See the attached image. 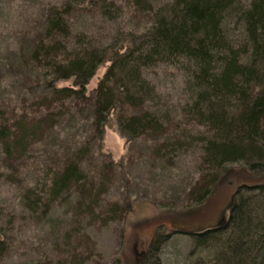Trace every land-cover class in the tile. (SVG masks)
Returning a JSON list of instances; mask_svg holds the SVG:
<instances>
[{
  "label": "rangeland",
  "instance_id": "rangeland-1",
  "mask_svg": "<svg viewBox=\"0 0 264 264\" xmlns=\"http://www.w3.org/2000/svg\"><path fill=\"white\" fill-rule=\"evenodd\" d=\"M64 1L0 0V68L6 63L15 69L30 60L36 36L46 30L49 11ZM116 1L126 8L120 25L141 34L150 20L134 8L133 0ZM172 1L152 0L154 13L165 11ZM251 1L239 0L238 6L247 9ZM117 25L105 22L100 15L76 14L70 21L73 37L64 45L79 51L82 47L77 39L85 36L91 44L107 47ZM108 66L101 67L88 86L89 101L45 107L39 113L27 108L31 117H48L30 153L10 157L0 140V264L212 261L213 252L198 250L189 234L227 223L238 190L233 181L237 176L246 177V162L221 169L205 164L204 148L213 133L187 114L192 103L188 84L193 66L184 58L143 71L155 97L141 112L160 118L164 132L131 140L120 131L112 112L101 140L94 97ZM20 71L23 74L24 70ZM10 78L7 72L3 78L0 75V106L12 118V125L26 111L18 102L26 97V89L15 87ZM125 114L140 115L134 111ZM83 149L87 154L80 169L92 195L73 193L46 209L49 197L41 185L47 168L55 172L63 169ZM215 179L220 181L214 187ZM202 191L211 195L199 205ZM29 192L45 201L34 206Z\"/></svg>",
  "mask_w": 264,
  "mask_h": 264
},
{
  "label": "trees",
  "instance_id": "trees-1",
  "mask_svg": "<svg viewBox=\"0 0 264 264\" xmlns=\"http://www.w3.org/2000/svg\"><path fill=\"white\" fill-rule=\"evenodd\" d=\"M238 3L173 0L165 11L154 13L152 0H133L134 8L150 20L141 34L120 25L126 8L116 0H66L53 6L46 30L32 44L30 60L15 69L6 63L0 68L2 78L10 73L12 84L27 90L26 97L18 99L26 111L12 125L0 106V140L8 155L30 153L44 132L48 117H31L27 108L39 113L45 107L89 101L88 86L105 65L107 72L94 97L99 138L103 140L112 112L120 131L131 140L164 132L160 118L141 112L155 97L143 71L184 58L193 66L187 114L213 133L204 148L205 164L221 169L246 162V177L233 181L238 190L227 223L189 235L198 250L213 252L210 264H264V0H252L247 9ZM76 14L100 15L105 22L118 24L110 45L95 46L85 36L77 39L79 51L64 45L73 37L70 21ZM66 82L71 86H60ZM126 110L140 115L125 114ZM86 154L87 149L79 151L59 171L47 168L41 185L49 197L46 209L73 193L92 195L80 169ZM220 179H215L214 187ZM208 195L199 192V205ZM37 197L29 192L34 206L45 201ZM77 207L81 211V205Z\"/></svg>",
  "mask_w": 264,
  "mask_h": 264
}]
</instances>
